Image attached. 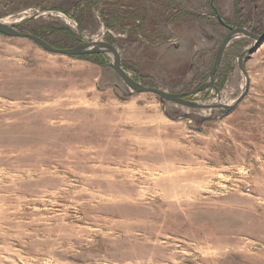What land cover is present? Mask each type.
<instances>
[{"label": "rangeland", "instance_id": "obj_1", "mask_svg": "<svg viewBox=\"0 0 264 264\" xmlns=\"http://www.w3.org/2000/svg\"><path fill=\"white\" fill-rule=\"evenodd\" d=\"M0 22L223 105L0 33V264H264V41L235 36L194 92L264 0H0Z\"/></svg>", "mask_w": 264, "mask_h": 264}, {"label": "water", "instance_id": "obj_2", "mask_svg": "<svg viewBox=\"0 0 264 264\" xmlns=\"http://www.w3.org/2000/svg\"><path fill=\"white\" fill-rule=\"evenodd\" d=\"M0 33L5 34L10 37L30 39L48 52L66 55V56H84V55H91V54H95L99 52H105L112 57L111 62L108 64V66L113 68L131 88H133L134 90L138 92L154 93L160 96L162 99H165L167 101L178 103V104H183V105L191 106V107L223 108V105L221 103L199 104V103L184 99L182 94H173V93H170L168 91L162 90L157 87H149V86L140 84L135 79H133L127 73V71L120 65L119 55L117 53L116 48L113 45L105 41L81 43L71 48H56L55 46H53L52 44H50L49 42H47L46 40L42 39L39 36L32 34V33L21 32L17 30L16 28L12 27L11 25L6 24L4 22H0ZM237 35H246L251 38L257 39L258 41H264V34L257 36L253 34L252 32L245 30V29L231 28L230 33L224 39L221 45V48L217 54L216 61H215V64L213 66V69H212V72L210 74L208 81L203 86L195 90L194 92H198L207 87L214 86L213 85L214 75L220 66L224 50L226 46L229 44V42ZM241 100L242 98L238 102H236L235 105L231 109L225 108L223 110V113H228L234 110L237 107V105L241 102Z\"/></svg>", "mask_w": 264, "mask_h": 264}, {"label": "bare ground", "instance_id": "obj_3", "mask_svg": "<svg viewBox=\"0 0 264 264\" xmlns=\"http://www.w3.org/2000/svg\"><path fill=\"white\" fill-rule=\"evenodd\" d=\"M216 103H221V102H216Z\"/></svg>", "mask_w": 264, "mask_h": 264}]
</instances>
